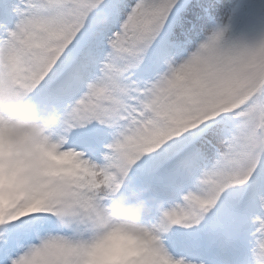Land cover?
<instances>
[{
	"label": "snow or ice",
	"instance_id": "6c2138e0",
	"mask_svg": "<svg viewBox=\"0 0 264 264\" xmlns=\"http://www.w3.org/2000/svg\"><path fill=\"white\" fill-rule=\"evenodd\" d=\"M225 7L0 0V83L58 117L80 186L123 191L136 174L167 264H195L170 248L201 247L221 249L224 264H264V23L235 37ZM9 188L0 264H88L85 237L14 210L25 194Z\"/></svg>",
	"mask_w": 264,
	"mask_h": 264
},
{
	"label": "clouds",
	"instance_id": "9594fccd",
	"mask_svg": "<svg viewBox=\"0 0 264 264\" xmlns=\"http://www.w3.org/2000/svg\"><path fill=\"white\" fill-rule=\"evenodd\" d=\"M4 55L0 48V61ZM57 124L53 112L0 83V193L18 188L25 195L14 210L45 212L60 229L85 237L88 264H167L155 222L146 220L147 201L131 188L80 186L71 175L81 170L80 158L63 148Z\"/></svg>",
	"mask_w": 264,
	"mask_h": 264
},
{
	"label": "bare ground",
	"instance_id": "6f19581e",
	"mask_svg": "<svg viewBox=\"0 0 264 264\" xmlns=\"http://www.w3.org/2000/svg\"><path fill=\"white\" fill-rule=\"evenodd\" d=\"M223 22L229 24L231 35L250 37L264 23V0H226ZM130 179L132 183L138 185L135 173L131 174ZM169 250L173 256L183 255L185 259L194 260L195 264H206L202 261L203 255L210 258L211 264H224L225 260L223 254L216 257L217 253H223L222 250L208 247H201L195 253H186L174 248Z\"/></svg>",
	"mask_w": 264,
	"mask_h": 264
}]
</instances>
